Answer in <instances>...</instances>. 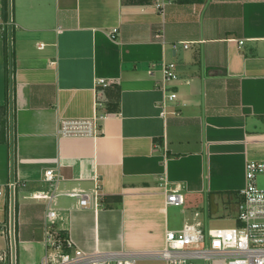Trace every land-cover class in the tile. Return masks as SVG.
<instances>
[{
	"label": "crops",
	"instance_id": "0c3cea01",
	"mask_svg": "<svg viewBox=\"0 0 264 264\" xmlns=\"http://www.w3.org/2000/svg\"><path fill=\"white\" fill-rule=\"evenodd\" d=\"M10 15L0 180L18 184L0 194V264H40L47 209L74 247L137 264H166L155 256L166 232L199 208L211 214L212 194L217 213H237L247 162L264 160V0H180L164 13L152 0H9ZM164 62L178 74L165 114ZM97 94L109 112L99 134L60 135L61 120L94 116ZM47 169L60 180L46 181ZM177 185L185 201L168 204ZM70 190L90 193V205ZM39 192L57 195L48 205Z\"/></svg>",
	"mask_w": 264,
	"mask_h": 264
},
{
	"label": "built area",
	"instance_id": "2783aa9c",
	"mask_svg": "<svg viewBox=\"0 0 264 264\" xmlns=\"http://www.w3.org/2000/svg\"><path fill=\"white\" fill-rule=\"evenodd\" d=\"M180 0H152L156 9L164 13L167 6ZM4 1L0 0V25L3 29L11 31L17 25L11 15L6 16ZM156 38H163L162 32L155 34ZM40 47L43 45L40 44ZM177 45L174 44V47ZM188 47V43H184ZM163 74L159 87L165 93L163 103L165 114L166 99L174 101L178 98V92L171 90L167 85L169 81L178 78L176 64L164 62L161 66ZM112 84L111 80L99 78L97 87H105ZM102 90L101 88L99 91ZM97 94L94 116L89 119H63L60 122L59 133L62 136H95L99 134L100 121L108 115V111L100 110L105 102ZM264 173V160H250L246 164V184L239 191L236 225L232 227L212 228L200 220H197L199 211L195 212V219L186 222L182 228L169 229L166 232L165 248L155 253L161 257L166 264H264V187L257 184V177ZM45 180L58 182L60 175L54 169H47ZM17 181L14 179L5 184L0 180V194L4 193L3 185L14 191ZM36 193V196H46L48 205L57 195ZM64 194L78 198L81 207L90 205L91 194L86 191L70 190ZM184 194L181 185H177L167 194L168 204L184 203ZM206 216L208 207L205 209ZM57 212L47 209L45 214V253L40 264H137V255L130 253H85L74 247L68 235L62 233L55 227ZM154 255V254H153ZM2 260V259H0Z\"/></svg>",
	"mask_w": 264,
	"mask_h": 264
},
{
	"label": "rangeland",
	"instance_id": "374dc122",
	"mask_svg": "<svg viewBox=\"0 0 264 264\" xmlns=\"http://www.w3.org/2000/svg\"><path fill=\"white\" fill-rule=\"evenodd\" d=\"M198 211L200 214L197 217V220H200L204 223L207 222V225L209 227L212 228L232 227L236 225V214H237L236 211H229V213H227V211H223L221 214L217 213L215 215L207 212V216L204 207L199 208ZM9 237H10V232H9Z\"/></svg>",
	"mask_w": 264,
	"mask_h": 264
},
{
	"label": "water",
	"instance_id": "95a60500",
	"mask_svg": "<svg viewBox=\"0 0 264 264\" xmlns=\"http://www.w3.org/2000/svg\"><path fill=\"white\" fill-rule=\"evenodd\" d=\"M210 208H211V214H217V209H218V204L215 202V199H214V195L212 194L211 195V201H210ZM238 208V207H237ZM237 216V214H236ZM12 242H13V248H15L14 246V239L12 238ZM14 264H15V260H14Z\"/></svg>",
	"mask_w": 264,
	"mask_h": 264
},
{
	"label": "trees",
	"instance_id": "16d2710c",
	"mask_svg": "<svg viewBox=\"0 0 264 264\" xmlns=\"http://www.w3.org/2000/svg\"><path fill=\"white\" fill-rule=\"evenodd\" d=\"M4 1V5H5V12L8 14V4H9V0H3Z\"/></svg>",
	"mask_w": 264,
	"mask_h": 264
}]
</instances>
